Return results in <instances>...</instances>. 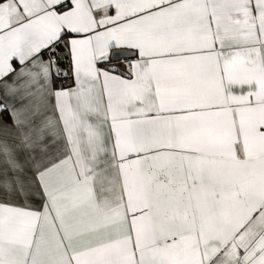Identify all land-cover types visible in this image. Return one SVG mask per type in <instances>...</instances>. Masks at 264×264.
Listing matches in <instances>:
<instances>
[{"label":"snow or ice","instance_id":"6c2138e0","mask_svg":"<svg viewBox=\"0 0 264 264\" xmlns=\"http://www.w3.org/2000/svg\"><path fill=\"white\" fill-rule=\"evenodd\" d=\"M0 264H264V0H0Z\"/></svg>","mask_w":264,"mask_h":264}]
</instances>
